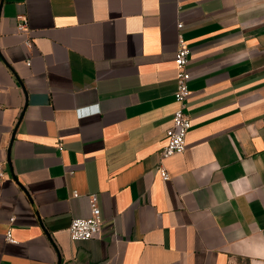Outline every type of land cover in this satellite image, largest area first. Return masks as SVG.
<instances>
[{"label":"crops","instance_id":"crops-1","mask_svg":"<svg viewBox=\"0 0 264 264\" xmlns=\"http://www.w3.org/2000/svg\"><path fill=\"white\" fill-rule=\"evenodd\" d=\"M0 163V264H264V0H0Z\"/></svg>","mask_w":264,"mask_h":264},{"label":"built area","instance_id":"built-area-1","mask_svg":"<svg viewBox=\"0 0 264 264\" xmlns=\"http://www.w3.org/2000/svg\"><path fill=\"white\" fill-rule=\"evenodd\" d=\"M182 27V23H179L178 29ZM17 29L19 32L25 33L29 31L24 21L18 24ZM27 45H32V40L29 39ZM190 57L191 49L180 35L179 47L175 55L177 76L174 97L177 103V109L173 114V125L167 130V143L159 154L158 173L163 181H168L170 179L164 161L186 150V138L191 129V119L187 113L188 99L191 95L189 87V82L191 80V70L189 68ZM59 149H63L61 144H59ZM4 177V165L0 163V180L4 179ZM89 201L92 207L91 215L87 218L73 219L70 224L69 234L72 241H87L97 237L102 232L104 221L101 209L97 204L98 196L96 194L90 195ZM7 239L12 241L10 232L7 234Z\"/></svg>","mask_w":264,"mask_h":264}]
</instances>
